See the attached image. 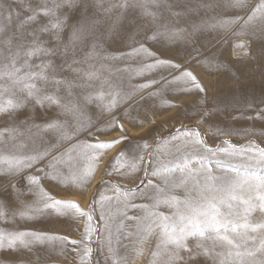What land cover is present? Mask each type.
<instances>
[{"label":"snow or ice","instance_id":"1","mask_svg":"<svg viewBox=\"0 0 264 264\" xmlns=\"http://www.w3.org/2000/svg\"><path fill=\"white\" fill-rule=\"evenodd\" d=\"M247 2L248 0H231V6L243 10L247 7ZM53 4L54 8L47 7L46 3L30 7L28 9L30 14L21 16L20 12L11 7L8 0H0V81H11L12 87L22 85L17 93L0 83V113L15 112L28 103H33L45 108L55 105L65 114L74 116L95 98L103 102L102 107L111 114L110 119L103 123L109 124L113 130L119 128L125 135L110 141L82 142L79 140L78 128L72 129L67 120L49 117L43 124H33L32 127L37 129V136L52 133L56 138L55 142H48L42 148L33 147L27 151L23 142L16 145V152H5L0 148V172L11 176L18 171L30 170L47 159L49 162L44 168L38 169L40 172H45L47 176L49 174L46 169L57 172L58 166L63 165L64 174L57 173L50 178H59L66 185L84 187L94 178L96 162L104 151L128 141L110 163L108 175H111L112 171L120 172L126 168L140 180V184L136 185L137 189L144 183L139 173L143 172L148 179L145 189L140 191L138 197L132 189L120 184L115 186L113 196L107 195L106 190L98 188L93 194L89 208L85 211L75 200L53 197L40 186L39 176L28 174L24 179L29 185L37 187L39 206L35 208L28 206L19 214L30 219L34 215L52 213L68 219L78 220L80 216L86 217L83 238L79 241H69L80 246L81 264H86L92 253L86 242L91 240L93 232L96 231V219L104 220L107 229L105 204L114 199L119 201L123 197L125 211L117 232L128 228L123 220L130 221L134 231H127V235L140 238L138 252L142 251V246L147 240L154 237L155 250L152 251L149 264H158L162 249H171L168 264H190L198 257H206L212 264H264V148L252 145L236 146L230 141L222 142V145L227 144L229 147L211 148L207 146L196 126L191 128L181 126L167 137L153 141L156 146L154 152L149 153L146 158L144 153L149 143L144 138L133 140L129 137L127 129L119 123L115 115V111L119 110V104L127 101L122 116L134 119L131 112L135 111L133 105L136 102L132 93L121 92L117 82L106 80L104 83L112 89L107 95L102 86L101 89L94 91L85 88L74 99L67 98L72 95L74 86L71 74H76L75 78L79 79L82 73L86 81L99 77L98 72L84 71L81 65L87 64L91 69L94 67L93 61H100L101 67L108 68L112 62L132 56H143L151 60V63H142L136 68L134 70L136 75L142 76L159 68L173 69L168 77L162 76L160 81L148 80L140 85V88H161L164 82L171 87L172 84L179 82L181 85L179 95L191 94L193 90L197 93L205 92L199 78L187 69V63L181 65L162 58L147 47L149 41L163 46V38L183 36L186 33V29L169 28L158 23L159 8L163 5L170 9L172 6L165 5L164 0H119L118 3L110 4L103 9L102 18L98 11L101 0H60L59 3L53 0ZM60 8H65L66 11L55 20H49L47 23L40 21L41 15L54 16L56 10ZM114 9L120 11L118 15L112 17ZM171 14L181 16L183 13ZM237 22H243L242 28L228 33L221 40L222 45L226 40L238 36H258L264 41V0H258L244 16L220 18L207 23V26L227 30L228 26ZM253 24L258 25V28L252 31L245 30ZM32 25L36 27L29 31L28 28ZM161 27L164 31H161ZM190 27L196 32L200 25L192 23ZM133 30L142 33L143 39L136 41ZM44 33L50 34V41L41 39V34ZM130 40L134 43L128 44ZM252 43V40L238 41L236 47L248 49ZM124 47L130 48V51L124 52ZM256 54L264 62V43L259 46ZM40 56L47 59L36 65L39 71H32L30 61L33 57ZM207 59L212 62L217 57L212 55ZM222 66L217 67L219 69ZM25 69L28 71H24ZM65 72L69 75H65ZM36 81L42 82L41 85L38 86ZM62 88L68 90L67 96L60 95ZM15 131L0 130V143L3 142L6 132ZM189 138L195 144L202 145L207 155L184 153L169 161H162L155 156V151L159 150L161 144ZM67 140L75 142L60 149L59 144ZM77 151L84 162L74 166L71 162ZM218 154L240 159L238 163H233L231 160L218 158ZM213 163L221 170L226 169L225 174L216 175ZM200 176L203 177L202 180L195 179ZM153 178L158 179L159 183H155ZM190 180H194L192 187H189ZM105 183L110 182L101 181V185ZM9 187L15 188V184L10 183ZM135 199L145 202L137 204L133 202ZM162 208L171 210V214L161 210ZM129 209H137L142 214L128 216ZM6 216L7 212L0 204V219ZM258 236L260 239L257 244ZM48 239L66 238L37 231L0 229V249L28 247L31 242ZM190 239L195 240L194 246H190ZM109 250L114 264H127V260L119 257L114 248Z\"/></svg>","mask_w":264,"mask_h":264},{"label":"rangeland","instance_id":"2","mask_svg":"<svg viewBox=\"0 0 264 264\" xmlns=\"http://www.w3.org/2000/svg\"><path fill=\"white\" fill-rule=\"evenodd\" d=\"M59 2L60 0H57V3ZM118 2L119 0H101V7L98 10L100 17L103 18L104 16V8ZM257 2L258 0H248L247 7L241 10L232 7L231 0H164L165 5L172 7L169 9L162 5L159 8L158 23L160 25L169 28H183L187 31L183 36L163 38V46L149 41L147 47L162 58L173 60L181 65L187 63V69L199 78L204 85L205 92L197 93L193 90L191 94L179 95L178 91L181 86L179 82L172 84L171 87L167 82H164L161 88H140L139 86L148 80L160 81L162 76L168 77L173 69L159 68L142 76L136 75L134 70L140 67L142 63H151V60L143 56H132L112 62L108 68L101 67L100 61H93L94 67L91 69L87 64L81 65L84 71L98 72L99 77L92 81H86L82 73L79 79L75 78L76 74H71L70 78L74 79V86L72 95L67 98L74 99L85 88L88 91H94L101 89L102 86L107 95L112 89L104 83L106 80L117 82L121 92L132 93L133 100L136 102L133 105L135 111L131 112L134 119L122 116L127 101H122L119 104V110L115 111V115L119 119V123L127 129L129 137L133 140L144 138L149 143V147L144 153L146 158L149 153L154 152L156 146L153 141L167 137L169 133L181 126L189 128L196 126L207 146L211 148L229 147L227 144L222 145L223 141H230L232 145L236 146L252 145L256 148H264V62L256 54L264 41H261L258 36H238L232 40H226L222 45L221 40L228 33L240 30L243 22L232 24L228 26L227 30L207 26V23L220 18L244 16ZM8 3L13 9L20 12L21 16L30 14L28 9L37 7L41 3H46L49 8H54L53 0H8ZM65 11V8H60L56 10L54 16L44 17L41 15L40 21L47 23L49 20H55ZM119 11V9H114L111 16L115 17ZM172 12L183 14L173 16ZM192 23L200 25L196 32H193L190 27ZM33 27L36 25L30 26L28 30L31 31ZM254 28H258V25L253 24L245 30L252 31ZM161 31H164L163 27H161ZM133 32L136 41L143 39L142 33L135 32V30ZM41 39L50 41V34H41ZM244 40L253 41L251 48L236 47V42ZM133 43V40L128 41V44ZM109 51H114V49H109ZM123 51L128 52L130 48L124 47ZM212 55H215L217 59L209 62L207 57ZM44 59L47 57H33L30 61L33 66L31 70L39 71L36 65ZM218 65L223 66L218 69ZM24 71H28V69ZM65 75L69 74L65 72ZM0 83L17 93L22 87V85L12 87L11 81L8 80L0 81ZM36 83L40 86L42 82L36 81ZM67 91L66 88H62L60 95L67 96ZM149 94H151L150 99ZM141 97L145 99L141 100ZM102 103L94 98L91 103L74 116L65 114L55 105L45 108L33 103H28L15 112L0 113V130H16L14 133H5L0 148L5 152H16V145L23 142L25 151H27L33 147L42 148L48 142L54 143L56 138L52 133H42L37 136V129L32 127L33 124H43L49 117L59 118L61 121L67 120L72 129L78 128L79 140L82 142L110 141L125 135L119 128L113 130L109 124L103 123V121L110 119L111 114L102 107ZM209 113L210 115H208ZM30 137L31 139H29ZM74 142V140L63 141L59 144V148H66ZM126 144L128 141L114 145L104 151L96 162L94 178L84 187L66 185L59 178H50L57 173L64 174L65 166L63 165L58 166L57 172L46 169L45 171L49 174L47 176L45 172H40L38 169L45 167L49 162L47 159L30 170L18 171L11 176H6L0 172V204L4 206L7 212L6 218L0 219V229L37 231L47 233L50 236L66 238L63 240L34 241L28 247L18 246L14 249L5 247L0 249V264H81L80 246L69 241H79L83 238L87 223L86 217L80 216L78 220L75 218L68 219L65 216H57L55 213L34 215L31 219L22 217L19 213L24 211L26 207L35 208L39 206L37 187L29 185L24 177L28 174L39 176L40 186L53 197L75 200L85 211L89 208L93 194L97 192L98 188L106 190L107 195L113 196L115 195V186L120 184L125 188L132 189L138 197L140 191H143L147 184L148 177L144 176L143 172L139 173L144 179V183L140 185L139 189L136 185L140 184V180L136 178V174L128 172L126 168L120 172L112 171L111 175H108L110 163ZM184 153L207 155L202 145L195 144L189 138L161 144L159 150L155 151V156L162 161H169ZM218 158L231 160L233 163H238L240 159L223 154H218ZM83 162V157L79 155V151L74 153V159L71 163L78 166ZM195 166L198 167V165ZM213 168L216 175H224L227 171L217 168L214 163ZM195 179L202 180L203 177L200 176ZM153 180L155 183H159L158 179L153 178ZM101 181H109L110 183L101 185ZM94 182L96 183L94 184ZM10 183L15 184V188H10ZM193 183L194 180H190L189 187H192ZM133 202L139 204L145 201L135 199ZM161 210L171 214V210L166 208ZM124 211L123 197L119 201L114 199L106 202L104 215L108 218V228H105L104 220L96 219V231L93 232L91 240L86 242L88 247L92 249L86 264H114L110 248H114L119 257L125 258L127 264H149L152 259V251L155 250L156 240L154 237L150 238L143 244L142 251L138 252L140 238L127 235V231H134L130 221L123 220L128 228L117 232ZM13 213L16 214L13 215ZM97 214L99 216L98 206ZM141 214L137 209L127 210L128 216ZM30 215L32 214L30 213ZM259 239L258 236L257 244ZM195 243V240L190 239V246H194ZM170 251L171 249L161 250L158 264H168ZM206 261L207 264H212V261L206 257H198L190 264H206Z\"/></svg>","mask_w":264,"mask_h":264},{"label":"bare ground","instance_id":"3","mask_svg":"<svg viewBox=\"0 0 264 264\" xmlns=\"http://www.w3.org/2000/svg\"><path fill=\"white\" fill-rule=\"evenodd\" d=\"M95 183H96V182H94V184H95ZM94 184H93V185H94Z\"/></svg>","mask_w":264,"mask_h":264}]
</instances>
